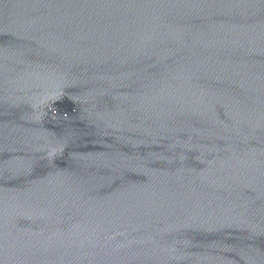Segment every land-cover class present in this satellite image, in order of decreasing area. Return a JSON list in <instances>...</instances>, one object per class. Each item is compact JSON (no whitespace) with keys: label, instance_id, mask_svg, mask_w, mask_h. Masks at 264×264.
I'll return each instance as SVG.
<instances>
[{"label":"water","instance_id":"water-1","mask_svg":"<svg viewBox=\"0 0 264 264\" xmlns=\"http://www.w3.org/2000/svg\"><path fill=\"white\" fill-rule=\"evenodd\" d=\"M0 264H264V0H0Z\"/></svg>","mask_w":264,"mask_h":264}]
</instances>
